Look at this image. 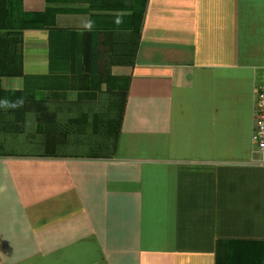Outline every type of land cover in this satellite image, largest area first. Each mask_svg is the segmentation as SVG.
Instances as JSON below:
<instances>
[{"label":"crops","instance_id":"1","mask_svg":"<svg viewBox=\"0 0 264 264\" xmlns=\"http://www.w3.org/2000/svg\"><path fill=\"white\" fill-rule=\"evenodd\" d=\"M136 1L23 0L54 26L0 88L123 117L113 157L0 152V264H264V0Z\"/></svg>","mask_w":264,"mask_h":264},{"label":"trees","instance_id":"2","mask_svg":"<svg viewBox=\"0 0 264 264\" xmlns=\"http://www.w3.org/2000/svg\"><path fill=\"white\" fill-rule=\"evenodd\" d=\"M140 2L143 14L146 0L136 1V13H139ZM54 18L53 10L42 13L24 11L23 0H0V79L24 75V29L52 28ZM6 100L8 105L3 106L1 103ZM28 112L34 114L28 117ZM99 114L96 113L94 121L88 111L80 118L61 119L38 97L0 88V152L21 144L35 147L38 151L32 154L41 156L113 157L123 112L105 119H98ZM20 153L31 154L29 151Z\"/></svg>","mask_w":264,"mask_h":264},{"label":"built area","instance_id":"3","mask_svg":"<svg viewBox=\"0 0 264 264\" xmlns=\"http://www.w3.org/2000/svg\"><path fill=\"white\" fill-rule=\"evenodd\" d=\"M254 150L259 155L256 159L264 163V82L259 86L256 99V125L253 133Z\"/></svg>","mask_w":264,"mask_h":264},{"label":"rangeland","instance_id":"4","mask_svg":"<svg viewBox=\"0 0 264 264\" xmlns=\"http://www.w3.org/2000/svg\"><path fill=\"white\" fill-rule=\"evenodd\" d=\"M7 148H9V150H7ZM6 150L7 152H15V153H20V152H24V151H29L31 153H35L38 151V149H36L35 147H31L29 145L25 146V145H18V146H14V147H7ZM67 150H65L66 152ZM81 151H83V149H81Z\"/></svg>","mask_w":264,"mask_h":264}]
</instances>
